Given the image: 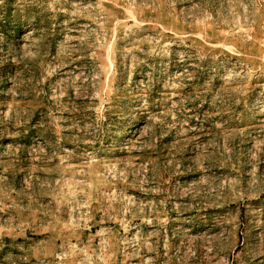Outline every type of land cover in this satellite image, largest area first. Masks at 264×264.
Masks as SVG:
<instances>
[{"label":"rangeland","instance_id":"374dc122","mask_svg":"<svg viewBox=\"0 0 264 264\" xmlns=\"http://www.w3.org/2000/svg\"><path fill=\"white\" fill-rule=\"evenodd\" d=\"M0 264H264V0H0Z\"/></svg>","mask_w":264,"mask_h":264}]
</instances>
